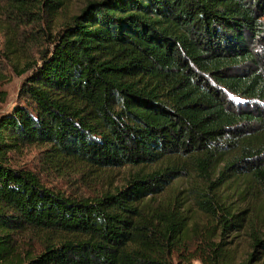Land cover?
<instances>
[{
	"label": "trees",
	"instance_id": "obj_1",
	"mask_svg": "<svg viewBox=\"0 0 264 264\" xmlns=\"http://www.w3.org/2000/svg\"><path fill=\"white\" fill-rule=\"evenodd\" d=\"M67 1L0 0V87L30 72L0 117V264L190 262L193 209L225 232L247 220L231 199L264 205V0L92 1L20 68L18 38ZM31 149L125 184L64 195L12 166Z\"/></svg>",
	"mask_w": 264,
	"mask_h": 264
},
{
	"label": "rangeland",
	"instance_id": "obj_2",
	"mask_svg": "<svg viewBox=\"0 0 264 264\" xmlns=\"http://www.w3.org/2000/svg\"><path fill=\"white\" fill-rule=\"evenodd\" d=\"M92 1L97 0H68L54 23L34 29L26 28L25 34L21 39L18 38L19 43L16 45L20 59L19 67L23 68L36 62L40 64V56L45 50L51 49L50 41L56 33ZM7 70L11 81L0 87V117L10 113L16 106L23 105L20 89L25 77L30 74L27 72L16 76L10 68ZM2 96L5 97L1 101ZM11 163L15 168L35 172L46 187L76 198H91L107 190L114 191L125 184L128 172L127 168L116 169L99 177L92 174L79 175L72 171L55 173L45 168L41 154L35 149L13 155ZM230 202L231 210L234 213L244 211L242 218L247 220L239 222L234 230L225 232L219 230L214 219L196 209L192 210L189 234L185 238L183 248L191 253L190 257L193 259L190 262L187 260L185 264H264L262 250H254L252 246V237L264 234V205L260 200L251 202L249 206L232 199Z\"/></svg>",
	"mask_w": 264,
	"mask_h": 264
}]
</instances>
